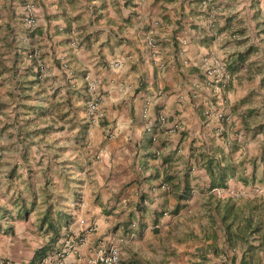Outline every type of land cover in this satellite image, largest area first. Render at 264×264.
<instances>
[{"label":"crops","instance_id":"crops-1","mask_svg":"<svg viewBox=\"0 0 264 264\" xmlns=\"http://www.w3.org/2000/svg\"><path fill=\"white\" fill-rule=\"evenodd\" d=\"M209 57L231 76L218 92L204 84ZM89 84L98 125L86 122ZM262 153L264 0H0V219H13L0 226L14 232L0 233V257L10 264L47 243L49 205L54 219L71 217L54 248L69 238L63 264H86L100 246L125 264H214L208 217L192 224L209 199L206 165L245 161L249 175L257 159L260 173Z\"/></svg>","mask_w":264,"mask_h":264},{"label":"trees","instance_id":"trees-1","mask_svg":"<svg viewBox=\"0 0 264 264\" xmlns=\"http://www.w3.org/2000/svg\"><path fill=\"white\" fill-rule=\"evenodd\" d=\"M256 160H249L252 167L249 175H246L245 161H241L237 165L226 163L221 166L218 163L215 164L213 159H209L206 165L210 181L208 187L210 193L206 206L208 236L215 240L217 232H221L226 245L232 250L230 252L233 256L228 262L221 261L222 264H264V195L248 196L241 204H238L231 198H221L212 193L215 189L230 188L228 181L235 178L244 188L264 187V166L258 173ZM259 160L264 164L263 153ZM52 209L53 206H47L45 215L40 219L41 227L46 225V234L49 239L44 246L35 250L34 256L28 264H42L47 256L54 253V248L61 239L62 228H66L71 222L69 215H60L61 217L57 215L54 219L51 213ZM4 212L0 220L9 224L13 219L10 213ZM0 233L13 235L14 232L12 226L5 229L0 226ZM210 248L216 249L213 243ZM237 251H240L238 259Z\"/></svg>","mask_w":264,"mask_h":264},{"label":"built area","instance_id":"built-area-1","mask_svg":"<svg viewBox=\"0 0 264 264\" xmlns=\"http://www.w3.org/2000/svg\"><path fill=\"white\" fill-rule=\"evenodd\" d=\"M25 10V22L30 29H33L36 24L35 11L32 3L28 2L24 6ZM71 43L72 47H76L78 44V38L75 33H72ZM116 66V65H114ZM202 70L204 74V84L207 88L212 89L213 92H218L222 87H224L227 82L230 80L231 76L227 69V64L216 57H209L202 61ZM88 92L89 99L86 102V122L89 125H98L105 118V112L101 107V97L95 90L93 84H89ZM216 118L220 122L228 123L231 118L223 112H216ZM159 122L164 124L166 119L162 116L159 118ZM151 132V127H149ZM154 140V139H153ZM237 190L233 188L228 189H215L212 191L216 196L221 198H231L242 200L248 196H262L264 189L260 187H253L251 192L246 195L245 191L237 193ZM240 198V199H239ZM84 221H80V224H83ZM94 228V225L88 226L86 229L90 231ZM79 242L82 239L78 240ZM69 238L64 239V248L55 251L54 253L47 256L42 264H63V258L68 252ZM226 256H222V261H225ZM0 264H10L7 260L0 258ZM86 264H125L121 258L119 251L116 247L105 248L100 246L95 251L94 255L91 258L86 260Z\"/></svg>","mask_w":264,"mask_h":264},{"label":"rangeland","instance_id":"rangeland-1","mask_svg":"<svg viewBox=\"0 0 264 264\" xmlns=\"http://www.w3.org/2000/svg\"><path fill=\"white\" fill-rule=\"evenodd\" d=\"M82 112H84V111H82ZM32 164H34L33 162L31 163L30 162V165H32ZM28 169H33V168H28ZM29 174H31V176L32 177H34V175H35V173H34V170L31 172H28ZM34 173V174H33ZM258 187H260V188H263L264 189V187H261V186H258ZM234 190H237L238 192V194L239 193H241V192H243V191H245V193H246V195H248L249 194V192H251V190L253 189V188H244L241 184H240V186H238V187H232ZM264 195V193L262 194V196ZM240 199V198H239ZM236 203H238V204H241V202H243V200L244 199H242V200H237V199H233ZM206 206H207V203L205 202V201H202V202H200V203H198V212L196 213L199 217H200V213H202V215H203V217L201 218L200 217V219H196L195 220V218L193 219V221H192V224L194 225V224H196V223H205V221H204V218H205V216H206ZM202 219V220H201ZM217 234H218V236H217V239H211V241H212V243H213V245H215V250H213L214 248H210L209 249V260L212 262V263H215V264H222V256L223 255H227V258H226V262H228L229 261V259L230 258H232L233 256H231V254H232V252H230V251H232L227 245H226V243H225V241H224V239H223V237H222V235L220 236V234H222L221 232H217ZM209 235V234H208ZM209 237V236H208ZM223 239V240H222ZM211 246V245H210ZM238 253L236 254V256H237V259L240 257V251H237ZM235 256V257H236Z\"/></svg>","mask_w":264,"mask_h":264}]
</instances>
